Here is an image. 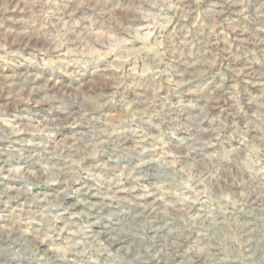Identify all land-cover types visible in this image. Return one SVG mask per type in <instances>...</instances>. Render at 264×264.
<instances>
[{"label": "rangeland", "instance_id": "1", "mask_svg": "<svg viewBox=\"0 0 264 264\" xmlns=\"http://www.w3.org/2000/svg\"><path fill=\"white\" fill-rule=\"evenodd\" d=\"M0 160V264H264V0H0Z\"/></svg>", "mask_w": 264, "mask_h": 264}, {"label": "bare ground", "instance_id": "2", "mask_svg": "<svg viewBox=\"0 0 264 264\" xmlns=\"http://www.w3.org/2000/svg\"><path fill=\"white\" fill-rule=\"evenodd\" d=\"M52 88H54V87H52ZM55 89V88H54ZM82 121H83V115H81V114H79L78 116H76L74 119H73V124H75V125H77V124H79V123H82ZM14 133H16V132H14ZM14 136H16V135H14ZM118 137V136H117ZM121 137V136H120ZM134 145V144H133ZM82 147L83 146H80V145H78V144H76V145H73L72 146V148H70L71 150H73V153H74V155H79L78 154V152L80 151L81 152V149H82ZM87 147V146H86ZM53 157V159H57L58 157H57V155H54V156H52ZM57 161H55V164L53 165V166H48L47 168L49 169V171H51V173L53 174V173H56V172H53L52 170H58L59 171V174H60V166H58L59 165V163H56ZM62 162V161H61ZM6 162L5 161H2V160H0V171H3V170H5V165H3V164H5ZM64 166H65V164H64ZM15 169H19V167H15ZM44 173H45V171H44ZM46 174V173H45ZM2 177V176H1ZM8 178L9 179H11V180H14V182H17L18 184H20V187H25L26 186V184H27V181L24 179V178H11L10 176H8ZM7 178V179H8ZM52 181V183H55L56 181L55 180H51ZM50 180H49V178H47V180L45 181V183L44 184H47V183H50L51 182ZM1 183V182H0ZM2 183H4V182H2ZM7 185V184H6ZM47 185H49V184H47ZM102 185V184H101ZM120 185V182H112V183H107V185L105 186V184L104 185H102L101 186V188L102 189H108V190H111V189H118L119 186ZM122 190V189H121ZM151 193V192H150ZM147 193V194H145V196L144 197H147V198H149V197H151V200H149L148 202H146L144 205H143V210L141 211V215H143V213H144V211H146L147 209L146 208H150V210L148 211L149 213H155L156 211H154L155 210V206L157 205V200H156V198H155V194L154 193ZM3 195V194H2ZM4 196H5V194H4ZM64 197H62L61 199L60 198H58V196L54 199V200H52V199H48L47 200V196H44L43 198H41V201H47V202H45V203H47L49 206H48V208H51L52 210L51 211H53V210H58V212L55 214V215H49V216H47V218L45 219L47 222H50L51 221V218L50 217H52V221H57V220H59V218L61 217V215H63L64 213H66L67 212V210L68 209H76L75 208V203L74 204H68V205H66V202L65 201H67L66 199L67 198H69V197H71L70 196V194L69 193H64V195H63ZM152 196H154L153 198H152ZM109 197H111V196H109ZM113 197V196H112ZM143 197V198H144ZM105 198L107 199V196H105ZM160 200V199H159ZM78 201H81V202H83V204H81L82 206L84 205V204H87V209L88 210H90V212L91 211H96V210H98V209H96L97 208V205H99L100 204V202H91L90 200H78ZM146 201V200H145ZM104 206L103 207H105L106 205H108L107 203L106 204H103ZM162 205V204H161ZM101 206H102V204H101ZM100 206V208H103V207H101ZM62 210V211H61ZM64 210V211H63ZM61 212H63V213H61ZM83 212V211H82ZM140 215V214H139ZM46 216V215H45ZM213 216H214V214H213ZM217 216V215H216ZM59 222V221H58ZM95 223H96V225H97V227H99V229L98 230H96V233H94L93 231L95 230L94 228H90V227H84V229H82V236H83V238L86 240V239H90L91 237L93 238V240H95V242H97V243H100V245H102V246H104V247H109V245H111V246H116V248H117V250L118 251H125V253L126 252H129V250L131 249V246H132V244H133V240H132V238H134L135 237V233H134V230H131V234H127V244H128V246L126 245V248H122V245H121V241H117L116 242V240H115V238H116V236L117 235H119V234H121V231L123 230V228H125L124 226H121V227H116V226H111V224L109 225V224H106V223H101V222H99V221H95ZM44 225V226H43ZM91 225V224H90ZM164 225V224H163ZM51 226V224H49V223H45V222H43L42 224H41V227H40V229H41V231L42 230H44V231H50V229H49V227ZM91 226H93V225H91ZM96 227V226H95ZM94 229V230H93ZM151 230H152V233H155L156 231H160L159 230V227H157V226H152L151 228H150ZM161 232V231H160ZM125 238V237H124ZM161 238V237H160ZM84 240V242H79V245L80 246H82L83 247V245H85V243L87 242V241H85ZM124 240V239H123ZM159 241V240H158ZM90 242V241H89ZM88 242V243H89ZM123 242V241H122ZM159 243V242H158ZM212 244V243H211ZM117 245H120V246H118L117 247ZM161 245V244H160ZM208 245V244H207ZM255 245V244H254ZM207 247V246H206ZM208 247H212V245H209ZM101 249V248H100ZM120 249H122V250H120ZM250 251L252 252V254H255V252H254V249H253V247H251V249H250ZM139 255V254H138ZM154 256V255H153ZM140 258V257H139ZM251 258V257H250ZM155 259V261H158V262H161L160 261V259H158L157 260V258H154ZM139 260V262H141V263H139V264H147V261L146 260H143V259H138ZM250 262V261H249ZM157 264V263H156ZM250 264H256V261H251V263Z\"/></svg>", "mask_w": 264, "mask_h": 264}]
</instances>
